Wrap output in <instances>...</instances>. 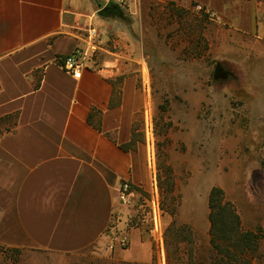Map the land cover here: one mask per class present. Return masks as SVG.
I'll list each match as a JSON object with an SVG mask.
<instances>
[{
	"label": "crops",
	"instance_id": "0c3cea01",
	"mask_svg": "<svg viewBox=\"0 0 264 264\" xmlns=\"http://www.w3.org/2000/svg\"><path fill=\"white\" fill-rule=\"evenodd\" d=\"M164 4L214 13L199 12L219 26L215 56L264 116V0H0V247L48 264H154L117 190L150 189L145 146L121 145L138 133L146 21ZM76 51L80 79L58 64ZM112 227L128 248H110Z\"/></svg>",
	"mask_w": 264,
	"mask_h": 264
},
{
	"label": "rangeland",
	"instance_id": "374dc122",
	"mask_svg": "<svg viewBox=\"0 0 264 264\" xmlns=\"http://www.w3.org/2000/svg\"><path fill=\"white\" fill-rule=\"evenodd\" d=\"M149 17L138 77L145 105L136 115V134L145 146L148 174L156 171L161 197L164 261L152 241L154 264H214L208 207L213 187L224 189L244 231L264 233V116H252L240 73L238 82L215 78L218 65L227 69L213 51L215 22L174 4L154 7ZM142 192L137 212L131 210L138 215L125 224L130 220L149 230ZM258 253L253 262L264 264V240ZM30 263L48 264L0 247V264Z\"/></svg>",
	"mask_w": 264,
	"mask_h": 264
},
{
	"label": "trees",
	"instance_id": "16d2710c",
	"mask_svg": "<svg viewBox=\"0 0 264 264\" xmlns=\"http://www.w3.org/2000/svg\"><path fill=\"white\" fill-rule=\"evenodd\" d=\"M118 7L108 4L102 12H117ZM139 141L133 136L130 143L121 145L124 151L135 150ZM210 245L215 252L214 264H255L254 259L260 257L259 246L264 240L261 228L256 231H244L242 219L234 206L228 201L224 189L213 187L208 197ZM133 219V218H132ZM129 227L130 220L127 222ZM18 253L17 250H12Z\"/></svg>",
	"mask_w": 264,
	"mask_h": 264
},
{
	"label": "built area",
	"instance_id": "2783aa9c",
	"mask_svg": "<svg viewBox=\"0 0 264 264\" xmlns=\"http://www.w3.org/2000/svg\"><path fill=\"white\" fill-rule=\"evenodd\" d=\"M194 9L198 12H203L210 16L211 19H215L214 13H211L204 9L200 4L196 5ZM85 55L82 52L76 51L74 54L58 59L59 66L70 76L75 79H80L85 69ZM148 84L143 77V89L146 93ZM146 132L148 137L152 135V127L149 124L146 127ZM151 161V158H150ZM151 166V164H150ZM150 189L145 191L147 193V198H144L145 203H141V207H144L147 211L149 230H147L150 239L156 245L159 258L161 263L164 261V231L162 225V206L159 186L156 178V171L151 168L150 171ZM143 198L142 189L135 186L130 181H123L117 190V199L119 205L124 207L129 212L127 218L130 216L136 217L138 213H132L131 210L137 212V205ZM131 214V215H130ZM147 219V218H146ZM128 226V225H127ZM109 236V246L111 249L121 248L126 249L130 245V239L128 234L124 230H118L112 227Z\"/></svg>",
	"mask_w": 264,
	"mask_h": 264
},
{
	"label": "water",
	"instance_id": "95a60500",
	"mask_svg": "<svg viewBox=\"0 0 264 264\" xmlns=\"http://www.w3.org/2000/svg\"><path fill=\"white\" fill-rule=\"evenodd\" d=\"M228 77H229V75L222 69V67L220 65H218L216 68V71H215V78L226 80V79H228Z\"/></svg>",
	"mask_w": 264,
	"mask_h": 264
}]
</instances>
